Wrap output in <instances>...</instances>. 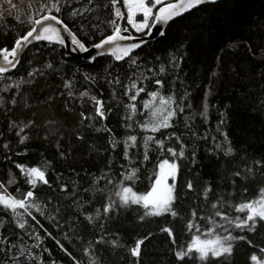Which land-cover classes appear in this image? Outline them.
<instances>
[{"label":"trees","instance_id":"trees-1","mask_svg":"<svg viewBox=\"0 0 264 264\" xmlns=\"http://www.w3.org/2000/svg\"><path fill=\"white\" fill-rule=\"evenodd\" d=\"M63 4L62 13L57 15L74 32L91 34L87 47L110 34L111 26L106 22L112 18L110 0H92L91 4L88 0H68ZM117 7L125 16L118 22L128 27L123 0H118ZM73 8L80 14L71 16L69 13ZM27 27L18 19L7 16L0 23V47L10 48ZM166 31L164 37L146 43L135 52V65L127 58L117 62L110 56L96 58L90 63L80 57H66L59 45L39 42L25 51L13 72L0 74V133H3L0 135V184L17 198L28 191L29 186L15 167L16 163L41 167L49 181V184H38L33 189L36 202L44 212L41 215L35 208L30 209L36 220L23 209H17L14 216L0 206V241H3L0 243V264H137L127 248L149 232L152 236L142 245L139 264H179L175 261L174 251L186 247L191 234H197L195 227L187 228V221L193 219L200 225L202 238H208L205 234V228L209 226L207 220H199L189 211L185 216L180 211L176 217L164 214L141 220L143 209L135 205L117 208L110 217L102 212L106 197L117 199L115 187L107 185V179L119 184L120 174L136 167V178L124 183H129L134 190L147 191L155 179L159 161L170 158L165 151L157 150L150 143L147 149L149 159L143 161L145 135H155L157 139L169 137L164 141L165 149L173 147L177 152L182 143L185 158L177 161L179 170L184 168L198 183V196L207 207L203 217L211 216L233 235H247L253 241L255 247L246 241H237L234 255L225 264H251L249 257L253 252L264 255L259 253V248L264 247V229L254 233L233 229L226 221L215 217V210L211 208L217 195L235 205L252 198L258 188L264 186V176L260 174L264 169L248 181L236 178L235 185L229 175L231 171L244 168L240 157L250 163L264 156V109L260 107V101L264 100V0H221L215 6L200 5L171 21ZM130 32L132 35L143 34ZM179 42H186L185 59L179 69L171 68L169 54L178 49ZM229 44L232 47H228ZM48 62L52 64L50 69L44 68ZM161 65L165 67L163 73L160 72ZM32 69L43 72V75L28 77ZM86 75L94 79L85 80ZM117 79L120 83L115 82ZM155 79H161L162 85H155ZM65 80L69 81L68 89L64 86ZM110 80L113 81L111 84ZM131 80H136L145 91L134 102L138 111L133 120L127 121L125 105L129 100L123 94V85ZM17 81H22L18 87ZM7 85L11 87L5 90ZM157 89L163 95H173L176 103L183 107V111L176 108L171 127L161 129L162 135L145 133L139 128L145 117L140 110L148 98L147 92ZM69 90L72 97L67 94ZM83 91L89 95L80 97L79 93ZM13 95L15 104L10 103ZM91 96L102 101L104 119L96 116ZM180 97L184 99L180 100ZM81 112L91 118L81 121ZM221 113H225L226 122L223 124L220 123ZM27 119H34L35 125L25 129L29 138L20 144L16 130H9V122ZM129 123L131 128L127 127ZM98 128L101 130L97 131ZM220 132L227 134L236 149L234 159L225 157L216 148V143L227 147ZM77 135L82 139L78 140ZM128 135H136L139 142V147L130 149L131 164L123 157V141ZM110 137L119 142L115 149L109 146ZM5 143L8 148L4 147ZM5 156L9 159L6 160ZM225 161H228L226 168L222 167ZM10 174L16 181L13 184L8 183ZM205 182L212 187L207 200L202 194ZM61 185L65 186L63 190ZM96 188H112L113 191L109 197L107 192L97 194L93 191ZM185 201L184 198L182 203ZM97 209H101L98 218L95 217ZM216 210L226 212L231 218L243 215L234 207L229 208L227 203L223 207L218 205ZM82 212L93 215L91 224ZM120 217L132 220L135 229L125 220L116 224L115 219ZM22 219L28 222L23 229L17 227ZM149 219L151 221H147ZM147 223L149 227L139 231ZM165 227L173 230L175 244L167 233L161 231ZM36 236L41 237L38 242ZM99 236L106 241L118 240L119 246L97 245L95 240ZM85 248L89 251L85 252ZM18 252L21 254L17 255Z\"/></svg>","mask_w":264,"mask_h":264},{"label":"snow or ice","instance_id":"snow-or-ice-1","mask_svg":"<svg viewBox=\"0 0 264 264\" xmlns=\"http://www.w3.org/2000/svg\"><path fill=\"white\" fill-rule=\"evenodd\" d=\"M65 3H67V0H65ZM91 3L92 0H88V4ZM110 3L112 6V18L106 22L111 26V32L110 34L103 35L102 38H98L92 43V47L96 50V55H90L87 57L90 63L96 59V56L107 55L118 62L127 58L130 63L135 65L137 64L135 50L140 48L141 45L146 42L142 38H137L132 35L130 29L134 30L135 33L149 34L152 32L151 26L157 25V32L161 37H164L167 34L166 28L159 26L168 25L169 22L173 21L176 17L182 16L184 13L195 9L200 5L209 4L215 6L219 3V0H171V2L170 0H123V8L126 10L127 25L130 26V28L118 22V20L125 18L124 12H122L120 7H117L118 0H110ZM12 7H14V5H12ZM63 9L64 4L61 3V0H46V2L40 4L39 12H34L28 15L26 20L18 19L19 23L27 24L28 27L22 35H18L15 38L10 48L0 47V74H4L11 69L17 68L23 54L29 45H33V42H46L47 45H64L65 40L68 39L70 40L73 50H79L81 52L88 51L87 45L91 40V34L81 35L80 33L74 32L70 25L62 19L60 15H57L62 13ZM81 11H83V9H81ZM69 14L75 17L79 15L80 12H78L76 8H73ZM140 17H142V19ZM82 30L83 26H81V31ZM64 34H66V36ZM227 46L232 47L231 44ZM185 52L186 42H179L178 49L169 54V67L179 69L181 61L185 59ZM29 63H31V61H29ZM51 67V62L44 65V68L50 69ZM148 71L151 72L152 69H148ZM160 72H165L164 65L160 66ZM35 75H43V72H38L37 69H32L28 72V77L30 78ZM8 79H11V77H8ZM84 79L89 80L94 78L86 75ZM20 82L22 81H17V87ZM27 82L31 83V80H28ZM112 82L113 81L111 80L109 81L110 84ZM115 82L120 83L118 79ZM153 83L160 86L162 85V80L155 79ZM64 86L68 89L69 81L65 80ZM7 87H11V85H7L5 90ZM123 87L125 89L123 94L127 96L129 100V103L125 105V108L128 110L125 119L127 121H132L134 115L138 111L137 104L134 102L137 101V96L145 91V88L138 86L136 80L129 81V83L123 85ZM67 94L69 97L73 96L71 90H69ZM88 95L87 91L79 93L80 97ZM147 97L148 98L143 101V108L140 110L145 113V117L144 120L139 123V128L145 133L151 132L156 134L160 133L161 129L171 127L170 122L172 117L177 114L176 108L179 107L180 111H183V107L176 103V98L171 94L163 95L157 89L147 92ZM89 98L95 102L96 116L101 120L104 119L105 111L103 110L102 101L97 100L95 96ZM48 99L51 100L52 98L48 97ZM183 99L184 97H180V100ZM0 102H2V98H0ZM10 103H16L15 95H13ZM25 107H28L27 103H25ZM65 107H68V105L65 104ZM260 107L261 109H264V100L260 101ZM205 108H207V105H205ZM9 111H11V109H9ZM108 111H111V109H108ZM201 114L204 115V113ZM80 118L81 121H83L85 119H90L91 117H86L85 114L81 112ZM225 122V113H221L220 123L223 124ZM45 123L48 122L46 121ZM34 125V119H27L26 121L10 120L9 130L15 129L18 142L23 144L29 138L25 129H29ZM127 127L131 128L132 124H127ZM96 130L100 131L101 129L98 128ZM217 131H219V129H217ZM160 134L162 135V133ZM0 135H3V133H0ZM220 135L224 137V144H226L227 147H224L220 143H216V148L221 150L225 157L234 159L235 155H237L236 149L231 145L226 133L220 132ZM76 138L78 140L82 139L80 135H77ZM167 139H169V137L157 139L155 135H145L143 138V147L145 149L143 161L149 159L147 149L150 143L155 145L157 150L165 151L167 156L170 157L159 161L156 166L158 170L155 172V179L147 191L141 192L134 190L129 183H124L126 181H133L136 178V167H132L129 170L122 172L120 174L121 183L119 184H116L112 179H107V185H113L115 187V197L117 199L113 200L106 197V202L102 206V212L105 216L110 217L112 212L117 208L123 209L132 205L143 209V215L140 216L141 220H144L145 217L149 216L159 217L164 214H171L173 217H176L179 214V209L176 204V201L179 199V193L176 188L177 172L179 170V164L177 161L185 158V148L184 145L179 142V138H177V143H180L179 152L173 147H167L165 149L164 141ZM118 143V141L110 137L109 146L112 149H115ZM4 147L8 148L9 145L5 143ZM133 147H139L137 136H126L123 141V157L129 162V164L132 162V153H130V149ZM61 155H64V153L61 152ZM5 159H9V157L5 156ZM193 159H195L194 152ZM240 161L241 163H244V168L231 171L229 174L233 185L238 182L236 178H239L240 181H248L256 173L260 172L261 169H264V156L260 159L251 160L250 163L245 161V157H240ZM227 164L228 161H225L222 167L226 168ZM15 167L19 169V174L25 177L29 189L23 193L21 198H17L7 192L4 184H0V189H3V191H0V206L9 210L14 216L17 215V209H23L24 213L32 217L33 220H36V217L32 215L30 209L35 208V210L41 215H43L44 212L39 203L36 202L33 189H35L38 184H49L46 172L41 167L26 166L21 163H16ZM233 167L235 168L236 166L233 165ZM260 174L261 176H264V172H261ZM169 180H171V183ZM15 182V178L10 174L8 183L13 184ZM92 183L95 185L96 180L93 179ZM64 187V185H61L62 190ZM186 187L189 190H193L195 187L193 181L189 180ZM93 191L97 194L107 192L110 197L113 189L96 188L93 189ZM211 191V185L208 182H205L202 194L206 200L209 198ZM244 191L247 192L248 188L245 187ZM228 195H231V193ZM225 203L228 204L229 208L234 207L237 213H242L243 215H237L235 218H231L226 212L216 210L218 205L223 207V204ZM211 208L215 210L213 213L215 217H219L220 220L226 221L233 229H239L245 233L257 232L260 229H264V186H260L257 190V194L252 198H246L235 205L229 203L221 195H217L216 201L211 204ZM81 214L85 215V219L90 224L93 222L94 217L91 213L85 214L82 212ZM100 214L101 209H97L95 217L98 218ZM191 215L195 217L196 212L193 211ZM201 219L207 220L209 225L205 228V234L208 238H202L201 234H199L200 225L196 224L193 219H189L187 221V228L191 230L195 227L197 234H191V239L187 242L186 247H181L174 251L173 254L175 261L179 262V264H189V261H191V264H197V262H199V264H225V261L234 255V245L237 241H246L249 245L255 247L253 241L248 239L247 235H233L232 231L225 228L222 223L212 219L211 216H202ZM27 223L26 220L22 219L17 224V227L23 229ZM161 231L167 233V236L172 239L173 244H175L172 229L165 227ZM220 232H224L225 234L221 235ZM150 236H152L151 232H149L147 236L136 239L134 244L127 248L130 256L136 258L137 264H139V258L142 255V245ZM35 239L38 242L41 237L36 236ZM0 243H3V241H0ZM95 243L97 245L107 243L113 246H119L118 240L106 241L103 236L97 237ZM61 247L63 248L62 245ZM8 251H11V249H8ZM22 251L23 250H21V252ZM65 251L67 250L65 249ZM84 251L88 252L89 248H85ZM259 253L264 254V247L259 248ZM20 254V252L17 253V255ZM28 255L31 256L32 253L29 252ZM249 259L251 264H264V255L258 256L256 252H253ZM90 264H92V262H90Z\"/></svg>","mask_w":264,"mask_h":264},{"label":"rangeland","instance_id":"rangeland-1","mask_svg":"<svg viewBox=\"0 0 264 264\" xmlns=\"http://www.w3.org/2000/svg\"><path fill=\"white\" fill-rule=\"evenodd\" d=\"M68 1V0H67ZM171 1V0H170ZM46 2V0H0V23L7 17L12 16L19 20H26L27 16L40 11V4ZM61 3H65V0H61ZM14 5V7H12ZM56 14V13H55ZM142 19V17H140ZM127 24V20H126ZM130 28V26H128ZM133 33L134 30H131ZM191 180L194 183V189L189 190L186 187L187 182ZM171 183V180H169ZM176 188L179 193V199L176 201V204L179 203V214L181 211V214L183 213L184 216L187 215L186 212L189 211V213H192L193 211L196 212V217L199 220L201 217L206 213L207 207L204 205L198 196V188L199 185L197 182L192 180L190 176H188L187 171L183 168L182 171L178 170L177 172V181H176ZM185 198V203H182V200ZM179 201V202H178ZM186 207V208H185ZM188 213V214H189ZM187 217H185L184 220H186ZM126 221L128 225L133 227L135 229V226L132 225V220L124 219V218H117L115 219V223L118 224V222ZM147 221H151L150 219ZM140 227V226H139ZM149 227V224H145L144 226L140 227L139 231H144ZM146 250H149V247L145 248Z\"/></svg>","mask_w":264,"mask_h":264},{"label":"water","instance_id":"water-1","mask_svg":"<svg viewBox=\"0 0 264 264\" xmlns=\"http://www.w3.org/2000/svg\"><path fill=\"white\" fill-rule=\"evenodd\" d=\"M219 1H221V0H219ZM170 2H171V1H170ZM192 10H193V9H192ZM190 11H191V10H190ZM190 11H188V12H190ZM188 12H186V13H188ZM186 13H184V14H186ZM53 14H55V13H53ZM184 14H183V15H184ZM178 17H180V16H178ZM178 17H176V18H178ZM176 18H175V19H176ZM170 22H171V21H170ZM170 22H169V23H170ZM151 27H152V32H151V33H149V34H139V35H134V36H136L137 38H142L146 43H148V42H150V41H153V40L159 38L160 35H159V33L157 32V27H158V26H157V25H152ZM159 27L166 28L167 25H165V26H159ZM64 35L66 36V34H64ZM35 43H39V42H33V44H35ZM45 43H46V42H45ZM146 43H145V44H146ZM145 44H143V45H145ZM56 45H59V44H56ZM143 45H141V47H142ZM30 46H32V45H29L28 48H29ZM59 46H61V47L64 49L66 57H80L81 59H83V60H85V61H89L87 57H89L90 55H91V56H95V55H96V50L92 47V45H91V46H88V51H87V52H81V51H79V50H73V48H72V46H71V43H70V40H68V39L65 40V44H64V45H59ZM28 48H27V49H28ZM138 49H139V48H138ZM138 49H136L135 52H136ZM104 56H107V55L96 56V58L104 57ZM125 59H126V58H125ZM117 62H118V61H117ZM119 62H121V61H119ZM15 69H16V68H15ZM15 69H11V70H9V71L6 72V73H11V72H13Z\"/></svg>","mask_w":264,"mask_h":264}]
</instances>
